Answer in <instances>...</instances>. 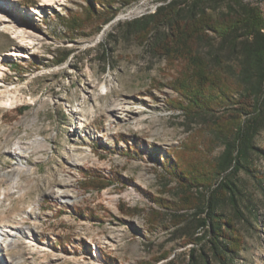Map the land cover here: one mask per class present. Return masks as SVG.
Segmentation results:
<instances>
[{
  "label": "rangeland",
  "instance_id": "rangeland-1",
  "mask_svg": "<svg viewBox=\"0 0 264 264\" xmlns=\"http://www.w3.org/2000/svg\"><path fill=\"white\" fill-rule=\"evenodd\" d=\"M155 1L121 11L95 34L92 22L66 29L86 15L83 0H0V227L23 231L0 244V264H155L166 252L186 260L190 246H180L169 212L152 199L176 200L165 167L199 125L172 107L179 67L123 36ZM242 1L264 17V0ZM63 52L69 59L56 65ZM202 141L200 152L221 153ZM255 145L264 150V129ZM253 166L262 182L240 177L257 220L238 225L245 243L236 264H264V157Z\"/></svg>",
  "mask_w": 264,
  "mask_h": 264
},
{
  "label": "trees",
  "instance_id": "trees-1",
  "mask_svg": "<svg viewBox=\"0 0 264 264\" xmlns=\"http://www.w3.org/2000/svg\"><path fill=\"white\" fill-rule=\"evenodd\" d=\"M83 1L86 15L68 19L66 29L92 22L99 34L121 11L143 0ZM155 2L154 12L125 23L123 36L179 67L170 83L177 95L171 104L200 131L190 147L171 152L165 167L177 186L176 200H152L169 212L174 234L183 238L180 246H190L182 264H236L245 243L238 225L255 226L257 220L251 218L254 202L240 175L262 182L253 157H264L255 145L264 129V17L258 5L242 0ZM101 52L105 58L106 51ZM69 57L60 53L55 64ZM201 140L212 149L220 144L221 153L211 158L210 151L200 152ZM84 179L104 188L101 178ZM161 216L164 212L154 218ZM169 257L163 253L154 263L180 264Z\"/></svg>",
  "mask_w": 264,
  "mask_h": 264
},
{
  "label": "bare ground",
  "instance_id": "bare-ground-1",
  "mask_svg": "<svg viewBox=\"0 0 264 264\" xmlns=\"http://www.w3.org/2000/svg\"><path fill=\"white\" fill-rule=\"evenodd\" d=\"M53 0H41L42 2V6H48L51 4ZM6 24V20H2L0 17V24L3 25ZM5 26V25H3ZM21 41H23V38H20ZM14 55V54H12ZM7 104L11 105V99H7ZM5 103V102H4ZM3 106H6V104H4ZM19 149V148H18ZM15 155H17V153H15ZM59 199H61V197H58ZM23 231L21 230H14V229H9L8 227H0V244L4 245V246H8L11 245L13 240L16 237L22 236ZM12 262V260L10 261Z\"/></svg>",
  "mask_w": 264,
  "mask_h": 264
}]
</instances>
